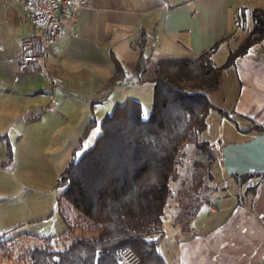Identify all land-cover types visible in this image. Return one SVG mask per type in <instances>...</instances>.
<instances>
[{
    "label": "trees",
    "instance_id": "obj_1",
    "mask_svg": "<svg viewBox=\"0 0 264 264\" xmlns=\"http://www.w3.org/2000/svg\"><path fill=\"white\" fill-rule=\"evenodd\" d=\"M250 14V29L220 65L212 59L217 44L191 58L152 62L143 32L131 75L111 54L113 72L103 89L111 90L126 80L150 82L149 114L144 116L137 99L116 104L105 114L93 146L78 158L73 154L57 179V186L62 187L58 208L66 233L6 236L16 226L4 230L0 233V264H120L118 254L126 248L136 252L140 264H166L158 244L164 235L169 199L173 197L175 202L169 203L175 208L173 223L186 233L199 207L209 201L216 188L212 167L214 161L222 159L221 151H213L210 141L200 134L208 127L210 110L227 115L209 98L219 87L224 68L264 40V9L253 8ZM151 62L153 66L147 70ZM93 124L91 119L85 125L75 148ZM241 130H253L256 135L264 127L254 124ZM6 146L4 166L13 158L8 140ZM190 148L194 157L189 177L182 176L173 189ZM254 175L259 174H232L240 183ZM155 235L160 238L155 239Z\"/></svg>",
    "mask_w": 264,
    "mask_h": 264
},
{
    "label": "crops",
    "instance_id": "obj_2",
    "mask_svg": "<svg viewBox=\"0 0 264 264\" xmlns=\"http://www.w3.org/2000/svg\"><path fill=\"white\" fill-rule=\"evenodd\" d=\"M257 7L264 9V0H90L78 9L75 23L65 21L66 35L50 46L37 72L45 68L66 80L84 76L86 81L101 73L103 87L113 72L111 54L124 64L129 58L132 65L142 32L152 61L191 58L217 44L212 59L220 65L247 34L250 11ZM242 24L248 29L240 33ZM31 27L18 0H0L1 83L8 68L14 77L22 76L16 57L20 38ZM209 98L227 111L218 112L222 119L240 122V129L264 127V40L224 68ZM213 192L192 218L189 232L177 225L179 232L160 252L166 264H264V173L244 183L223 178Z\"/></svg>",
    "mask_w": 264,
    "mask_h": 264
},
{
    "label": "rangeland",
    "instance_id": "obj_3",
    "mask_svg": "<svg viewBox=\"0 0 264 264\" xmlns=\"http://www.w3.org/2000/svg\"><path fill=\"white\" fill-rule=\"evenodd\" d=\"M246 27L242 24L240 33L248 29ZM128 60L125 68L131 75ZM152 62L147 70L152 68ZM11 73L8 68L4 75L6 83L0 81V135H3L0 137V233L17 225L5 235L19 232L39 236L63 235L67 226L58 208L57 197L62 190L57 186L59 174L73 154L78 158L93 146L101 133L103 117L116 104L137 99L142 103L144 116H147L152 107V84L133 79L118 84L112 90H104L101 73H95L93 81H86L84 76L66 80V77L57 76L52 71L49 73L45 68L35 75L14 77ZM47 106L49 110L44 109ZM50 111H53L51 115L48 114ZM91 119L95 124L89 128L81 145L75 148ZM207 123L208 127L200 135L218 147L228 141L242 142L252 138L250 132L240 129L243 124L222 119L215 109L207 114ZM7 140L13 158L9 165L4 166ZM186 155L188 160L180 180L172 183L173 189L179 186L182 176L189 177L190 160L194 157L191 148ZM221 165L220 160L213 163L214 186H220L223 178L235 179ZM172 202L175 204L173 197L166 208L163 237L154 236L155 239L160 238L159 250L163 254L166 242L179 232L177 224L173 223L176 215L175 208L169 205Z\"/></svg>",
    "mask_w": 264,
    "mask_h": 264
},
{
    "label": "built area",
    "instance_id": "obj_4",
    "mask_svg": "<svg viewBox=\"0 0 264 264\" xmlns=\"http://www.w3.org/2000/svg\"><path fill=\"white\" fill-rule=\"evenodd\" d=\"M89 3L90 0H18L23 19L32 27L27 36L20 38L16 57L17 74H35L38 62L47 54L50 46L66 35L65 21L75 23L78 9ZM211 149L218 150L215 145ZM118 255L120 264H140L139 256L131 248L124 249Z\"/></svg>",
    "mask_w": 264,
    "mask_h": 264
},
{
    "label": "water",
    "instance_id": "obj_5",
    "mask_svg": "<svg viewBox=\"0 0 264 264\" xmlns=\"http://www.w3.org/2000/svg\"><path fill=\"white\" fill-rule=\"evenodd\" d=\"M220 151L227 174L264 173V130L249 140L227 143Z\"/></svg>",
    "mask_w": 264,
    "mask_h": 264
}]
</instances>
